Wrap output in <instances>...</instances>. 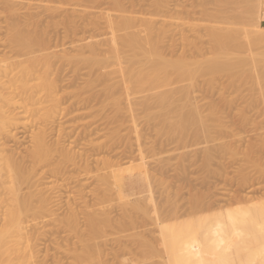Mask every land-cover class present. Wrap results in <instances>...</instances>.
Masks as SVG:
<instances>
[{"label": "rangeland", "instance_id": "374dc122", "mask_svg": "<svg viewBox=\"0 0 264 264\" xmlns=\"http://www.w3.org/2000/svg\"><path fill=\"white\" fill-rule=\"evenodd\" d=\"M115 1L122 7H118ZM155 1L157 0H0V59L4 55L12 54L10 53L12 48L9 37L12 32L18 29L17 24L32 31L44 28L43 30L47 31L45 34L49 50L61 55L84 53L90 56L89 45L95 41L100 43L98 51L102 54L107 53L110 47L108 42L111 41L109 27L104 17L107 13L116 19L122 15L133 16L135 21L133 30L138 33L140 31L143 36H145L144 26H142L143 18L156 20L154 21V25L157 27L155 30L157 32L162 30V33H158L163 34L162 38L165 40L161 50L167 58L173 56V59L185 58L187 55V59L190 57L189 60L197 58L198 61L205 59L204 61L208 62L212 58V48L206 34L208 27L215 25L214 23L220 25L222 21H224L222 24L229 21L232 24L227 23L226 25L239 27L240 24L246 26L244 23L247 22L248 27L252 28L251 30L264 29L261 25L264 0H233L234 3L232 0H163L160 8H157L160 4L157 6ZM202 2L203 4H201ZM210 3L211 6L216 7L213 9L211 6L207 7ZM203 5H206L205 8ZM226 6H231L233 9ZM224 7L230 8L229 11L242 9V14L238 10L241 15L240 19L233 21L234 14L231 13L232 18L222 16L221 21L219 15L216 16L217 14L214 15V13L215 11L219 13L223 8L224 15V11H227ZM251 9L255 11H251ZM206 10L215 17L213 18V15L207 13ZM211 10L214 11L211 12ZM208 14L209 16H207ZM240 20L243 23H239ZM258 23H260V27ZM133 30L131 31L133 32ZM250 33L253 32L250 31ZM198 35H202L201 38H198ZM183 38H186L184 39L186 41ZM190 41H193L192 44ZM259 46L258 49L263 50L264 45ZM256 48L255 46V53L257 52ZM170 59L172 58L170 57ZM202 60L200 62H204ZM0 67H6V63L0 62ZM64 68H66L64 73L67 71V76L64 74V78L69 80V86L66 87L68 91H78L80 87L81 90H84L83 96L85 97L94 93V90L85 87L87 80L92 76L95 77L86 64H79L80 72H76L79 74V76L76 74L77 77L74 66L67 65ZM109 71L111 68L97 72L108 74ZM97 72L96 74H98ZM116 75H114L116 77L114 82H119L120 75H117L118 77ZM114 76H111L112 80H114ZM183 78H174L172 86L170 85V88L176 86V91H181V94L176 93L179 94V96L176 95L179 98L178 101L183 100L178 104L181 105L185 102L184 111L181 109L185 115L184 113L180 115L187 116L186 112L189 110L187 107L191 106L190 103L193 104V108H197L200 114L207 116L202 115L204 118H209V120H205L214 130L210 129L213 131L211 135L215 141L213 139L208 141V138L206 139V136H202L201 133L200 136L197 135L199 139L194 136L195 140L190 134V136L184 137L183 133L177 139L166 135L165 132L161 136V133H158L161 129L158 125L161 122L160 119L149 118V114L156 113L157 105L150 104L147 107V105L138 104L134 111L130 109L132 103H129L133 98L130 96L131 99H127L126 102V98L123 96L125 102L122 100V106H127L126 103H129L128 109L133 110V113L127 109L117 113L113 104L105 100L107 99V96L104 95L105 87L101 83L95 88L101 100L98 102V108L92 105L94 108L79 109V113H82H78L81 119L79 123L77 122V131L74 133L78 134L77 132L98 127V134L94 131L95 133L92 134L97 135H89V137H93L92 141L91 138L86 139L87 137H78L73 134L78 137L79 142H75L77 137L73 139L75 143L71 142L70 139L74 138L72 135L71 138L66 137L65 140L70 138L68 141H64L65 143L62 141L63 144H59L61 147L65 146L67 149H71L70 151H74L73 153H77L76 155L79 157L76 158V162L74 161L77 165L71 161V164L66 166V173H59L55 163V159L59 158L57 157L59 153L55 152L54 160L38 164L35 167V173H37L36 192L38 195L43 194L50 197L51 200L46 207L40 208L35 215L28 217L25 223V232L32 241L26 251H28L27 253L31 252L32 256L27 254L26 258L28 259L25 258L23 263L15 258L9 264H168L166 244L167 237L173 232V228L179 229L178 227H183L182 225L188 222H194L198 217L206 218L220 208L219 211H233L236 208L238 210V207L242 209V206H255L254 204L258 206L263 203L264 146L261 144L264 141V97L260 95V98L255 99V96L259 97L258 91H251L248 87L238 90L234 85L228 83L225 74L213 78L209 75L199 76L197 80L194 79V85L191 84L189 78L185 77L184 80ZM175 79L177 83L174 82ZM111 81L110 83H113ZM64 83L66 85L67 81ZM187 83L188 85L190 83L189 87ZM181 84H185L189 88H184L188 90V95L187 93L185 95L184 89L182 92V88H178ZM240 92L246 93L241 95ZM182 94L183 97H190L191 94L190 99L193 101L189 103L190 100L183 98ZM135 95V98L140 96V94ZM141 95L144 96V94ZM249 95L252 97H248ZM248 98L252 100L248 101ZM135 100H131V102ZM138 100L137 98V103L140 102ZM253 100L255 101L253 102ZM136 101L133 106L137 104ZM247 101L250 103L247 104ZM250 104L252 106H249ZM66 105H69V102ZM140 105L143 107H138ZM212 105L219 109L220 112L217 113H221L217 116L221 119L219 121L223 122V128L219 127L216 122L210 121V106ZM174 108L168 115L170 118L173 114L175 117L178 112H181L176 107L177 113L176 111L174 113ZM186 108L187 110H185ZM152 109H156L155 112ZM242 111H245L246 113H244L250 117L249 125L246 124L245 127L241 124ZM59 115L55 114L57 118ZM21 120L26 123L27 128L25 129L22 125L17 130L19 143L12 142L10 150L11 153H15V156L20 155V159L29 150V145L32 144L31 140L38 131V128L32 126L33 123L29 117H22ZM57 120L60 122L62 119ZM50 126L54 125L50 124ZM54 127H52L53 130L51 127L50 129L56 132L57 129ZM72 129V126L68 128V130ZM56 133L57 135L50 134L52 142L58 140L56 139L58 132ZM186 133L189 131L184 135ZM161 137L163 140H160ZM79 138L81 139L79 140ZM196 138L197 142L200 141L197 144H195ZM213 143L221 144L222 147L226 145V150L223 151L221 146L217 145L216 148L219 151L216 152L217 149L213 147ZM204 145H208L209 148L211 145L214 148H212L214 150L212 155L220 154L215 157L211 156V158L214 157V160L210 158L208 162L205 158L208 155L205 149L208 151L209 149L208 147L204 148ZM253 146L254 148H252ZM262 146L263 148H261ZM58 148L60 147L58 146ZM227 148L229 149L227 150ZM220 150L222 151L220 152ZM97 175L102 177L99 182L95 178ZM99 185L101 198L97 193L98 197L95 194L96 191H99ZM26 191L27 189L24 190V192ZM240 199L242 201H237ZM197 201L202 202L205 208L196 214L187 213L191 212L190 209L194 208ZM234 207L236 208L233 209ZM186 210V214L182 213ZM92 215H103L104 218L108 216L111 218L109 220L116 221V224L105 226L100 232L95 231L88 226V218ZM70 220H73V223H69ZM149 245L154 246V250H157L158 253L156 254V251H153ZM147 246L156 255H153ZM8 259L7 256L1 257L0 264H7Z\"/></svg>", "mask_w": 264, "mask_h": 264}, {"label": "bare ground", "instance_id": "6f19581e", "mask_svg": "<svg viewBox=\"0 0 264 264\" xmlns=\"http://www.w3.org/2000/svg\"><path fill=\"white\" fill-rule=\"evenodd\" d=\"M159 1L160 0L155 1V4H158L157 6H159L160 4V6L157 8L161 7V2L163 3V0H161L160 2ZM115 3L118 5V7H122L119 6L120 4L116 1ZM201 4H203V2ZM211 5L212 4L210 3V5H208L207 7ZM204 6L206 5H203V8H205ZM211 7L213 9L214 6ZM226 7L224 8L227 9L228 12L224 11V15L222 11L223 8L222 10L220 9V11L218 9L219 13L215 11L214 15H219L218 17L220 19L222 18V16L228 17L232 13L234 14L232 16L233 18L231 16L230 17L233 19V21H235L236 19H240L241 15L239 12H241L242 14V9L238 8V10H240L239 12L235 9L233 11H229L230 8ZM49 9L51 10V7H49ZM213 11L211 10V12ZM251 11L255 10L251 9ZM207 13L213 15L208 11ZM226 13L230 14L227 15ZM107 14L104 17L111 34V41L108 42V45L110 43V47L108 48L107 53H100L98 51L100 43L99 41L98 43H96L95 41L91 45L88 44L91 51L90 56L85 55L84 53H79L77 55L66 53L64 55H61L55 51L49 50L50 47L45 34L47 31H44V28L39 29L38 27H35L38 29H33L32 31L28 30L27 28L24 29L22 28L23 26L21 27L19 24H17L18 29L15 32H12L9 37L12 48H10V53L12 54L4 55L0 59V62L6 63V67H0V258L6 256L9 257L7 264L11 263L15 258L23 263L25 262L24 260L27 254H29L30 257L32 256L31 252L27 253L28 251H26L27 248L31 246L32 241L27 232H25V223L27 222L28 217H30L31 215H35L37 210H39L40 208L46 207L51 200L50 197L44 196L43 194L38 195V193L36 192L37 181L35 179L37 177V173H35V167L38 166V164L48 161L50 162L52 159L54 160L56 153H59V156L57 155V157L59 158L55 159L56 168H58V172L61 174L66 173V166L71 161H73V163L77 161L76 158H78L79 156L77 157L76 152L73 153L74 151H70L71 149L69 150L65 146L61 147V145L59 144H63L62 141H68L71 136L76 133L77 122L79 123V120L81 119V116L79 114H82L79 113V111L82 108H91L92 105L94 107H97L100 98L98 97L99 93L95 88L98 87L101 83H103V87H105L104 95L107 96V99L105 100H108L111 104H113L117 113L123 109H127L129 111L130 109H133L135 111V107L138 104H142L143 106L147 105V107L148 105L150 106V104L157 105V107L159 108V110L158 108H156L158 112L156 111V113L149 114V118L157 117L158 119H160V123H162V125H160V123H157L161 127L160 131L157 132L161 133V136L164 135L163 132H165L166 135L168 134V136L172 137L173 139H177L178 136L180 138V135L183 133L184 137H187V135L190 134L193 136L192 139L195 140L194 136L198 137L197 135L200 136L201 133L202 136H206V139L208 138V141L209 139L214 140L213 135H211V132H213L214 130L211 129L210 125H208V123L206 122V120H209V118H204L207 116H204L202 113L200 114L197 108H193V104L190 103L193 101L192 99H190L191 94L190 97H184L185 99L188 98V100H190V104H186H189L192 107L188 105L189 107L187 108H189V110H187V108L185 109L188 111L186 112L188 115L182 116V113H184L183 109L186 107L185 102L184 104L179 105L178 102L182 103L183 100L178 101L179 98L176 97V95L179 96V94H181V91H176V86H174V88L176 87L175 89L173 87H171L172 89L170 88L173 79L176 77H187L191 81L188 79L185 80H188V82L190 81L191 84L194 85V79L197 80L199 76L209 75L211 76V78H213L217 77L220 74H225L228 78V83L234 85V87H236L238 90L240 88L242 89L244 87H248L251 91H258L259 97H254L253 95L255 99L260 98V95L264 97V48L262 47L263 50H260L261 48L259 46L264 45L263 28L258 29L256 28V26L254 28H256L257 30H251L252 28L248 27L249 24L246 22L244 24L248 28H250V31L253 32L250 33L248 28L242 24H240L239 27H231L229 26V24L226 25L227 23H230L229 21L226 24H222L224 21L220 19L222 21L221 23L219 22L220 25L216 23H214L215 25H210L208 27V33L206 34L209 39V43L211 44V53L213 54H211L212 58L208 60V62H205V59H201L204 62H200L201 60L199 58L198 59L200 61L196 60L197 58L194 60V58L192 57L191 60H189L190 57L187 59V55L185 58L180 57L177 59H173V56H170L172 59H170L169 56L167 58L161 50L162 43L165 42V40H163L162 38L163 34L161 35L162 30L158 31L161 33H158L157 30H155L157 29V27H155L154 25V21L156 20H154L153 18H143L142 26H144L143 31H145V36H143L142 34H140V31L139 33L134 32L133 28L135 26V21L133 16L122 15L119 18L117 17L116 19L112 15H109L110 13L108 15ZM209 14L207 16H209ZM214 15L213 18L215 17ZM209 18L211 20V17ZM241 22L243 23L242 20H240L239 23ZM35 23L37 25V22ZM236 23L238 22L236 21ZM259 24L260 23H258V25ZM163 29L166 30V28ZM131 30H133V32ZM120 32H122L123 34H120ZM198 36V38H201L202 35ZM184 39L186 38H183V40ZM190 42L192 44L193 41ZM255 46L257 47L256 53L254 52ZM258 46L260 49H258ZM258 50H260V53L258 52ZM56 62L59 63L56 64ZM80 63L86 64L87 67L91 70L92 74L95 75V77L92 76L86 82L85 87L94 90V93L87 97L83 96L84 90H81L80 87L78 91H68L66 89V87L69 86V80L64 78V74H66L67 76V71L66 73H64L66 69L64 67L67 65L74 66L76 68V75L78 74L76 72L79 71L78 66ZM106 68H111V71H109L108 74L97 72ZM96 72L98 74H96ZM116 74L120 75L119 78L121 79H119V82H114L116 79L114 75ZM112 75L114 76V80H112ZM111 80L113 81V83H110ZM64 81H67L66 85H64ZM175 81L176 79L174 80V82ZM211 84L213 85V83ZM176 85L179 86L178 84ZM85 87L82 88L84 89ZM188 87L185 84H181V86L178 88H182L181 90L183 92V89H189ZM173 89L175 90V92L173 91ZM187 89H184L185 95L186 93L187 95L189 94ZM244 93H241V95H243ZM135 94H140V96L135 98ZM141 94H144V96H142ZM123 96H125L126 102L127 99L129 100L131 99V97L133 98L131 100H137L138 98V102H140L137 103V101L135 100L137 104L133 106V103L135 101H128L129 103H132V105H130L131 108L128 109L129 103H126L127 106H122V102L124 101ZM250 96L251 95H249L248 97ZM250 98H248V101L252 100ZM248 101L247 104L250 103ZM254 101L255 100H253V102ZM68 102L69 105H66ZM95 102L97 103L96 105L93 104ZM174 104L177 109H180L178 111L181 112L177 113V109L176 107L174 108ZM183 105L185 106L184 108ZM143 106L140 105L138 107ZM249 106L252 105L250 104ZM210 107V121L216 122L219 127L222 126L223 128V122H220L219 120L221 119H219V117L217 116V114H221L217 113L219 109H217V107L213 105ZM172 108H174V113L176 111L177 115L179 114V116H177L176 114L175 115L177 117H174V114L173 116H171V118L170 116H168L170 115ZM155 110L153 112H155ZM132 111L130 112L133 113ZM244 112L242 111V115L241 113L240 115L242 117L241 124H243L245 127L246 124L250 122V117H248L245 114L246 112ZM56 113L60 114L61 116L59 115V118H57L55 116ZM26 116L30 118V121L33 123L32 126L38 128V131L34 134L33 139L31 140L32 144L29 145V150L27 149V153L20 159V155L15 156V153H11L10 150L12 148L11 143H17L19 140L17 130L22 125H24L25 129L27 128L26 123L21 120L22 117ZM60 118L62 120L64 119V121H62ZM57 119L61 121L57 122ZM50 124H53L55 127L50 126ZM71 126L73 127V129L68 130V128H71ZM50 127L52 130V127H54V129H57L56 132H58V138L56 139L58 140L55 142H52L50 140V134L57 135V133L53 132ZM97 128L91 130L89 129L90 131L86 130L89 132H86L85 130L84 132H77L78 134L74 135H77L78 137H87L86 139L91 138L92 141V136L98 134ZM210 129L213 131H210ZM94 131H96L97 134H92ZM188 131L189 133H186V135H184V133ZM89 135L92 136L89 137ZM166 135L165 137H167ZM77 136H74L72 140ZM66 137L70 138H68V140H65ZM78 137L77 139H75L76 141H72L71 139L70 141L77 142ZM48 138L51 142L48 140ZM161 138L160 140H163V138ZM80 139L81 138H79V140ZM198 139L196 138L195 144L200 142H197ZM200 139L202 140V137H200ZM211 142L212 140L210 141V143ZM51 143H54V146H57L56 148L58 150L56 148H53L54 146ZM213 144L216 145L215 143ZM95 145L96 144H94V146ZM211 145H209L210 148L208 147V145H204V148L208 147L209 149V151L205 149L206 154L210 156L209 157L207 155L205 157L207 161L211 158V156H214L212 155V151H214L212 150V148L221 146V144H217L218 146L213 145V147H211ZM261 145L264 146V141ZM58 146L61 148V150L60 148H58ZM190 146H192V144ZM263 146L261 148H263ZM16 147L19 148L20 146ZM225 147L227 146H221L220 148H222L224 151L226 150ZM252 148H254V146ZM216 149V152H218L219 149ZM228 149L229 148H227V150ZM221 151L222 150H220V152ZM219 154L220 153L215 154V156H218ZM213 158L211 159L214 160ZM247 158L249 159L248 155ZM99 176L101 175H97V177H95L96 181L98 179V182L100 181L99 179H102V177L100 178ZM25 189H27L26 192H24ZM98 190L99 191H96L95 194L97 193L99 195V198H101L99 194L100 185ZM236 197L238 196L236 195ZM237 201L242 200L240 199ZM254 205L255 206H242L245 209H243L242 207V209H240L238 207V210L236 207H234L233 209L236 208V210L233 211H231L230 209H227L230 211H219L221 209L220 208L218 210L219 212L214 211L212 212V215L210 214L206 218L198 217L194 222H188L186 224H183V227H178L179 229L173 228L175 230L172 229L173 232H171L170 236L167 237V263L264 264V201L258 206L256 204ZM202 208H205L203 207V203L197 201V203L194 205V208L190 209L191 212H187L186 210L182 213L186 214L187 212L189 214H196ZM209 210L212 211L211 209ZM104 217L103 215H92L88 218V226L93 230L100 232L103 228H105V226L112 225V223L114 224L116 222L114 220V222L112 220L111 222L109 220L111 218H108V216L106 217L107 219ZM69 223H73V220H70ZM150 247L153 248V251H156V254L158 253L157 250H154V246ZM149 251L153 253L151 249ZM155 253H153V255Z\"/></svg>", "mask_w": 264, "mask_h": 264}, {"label": "crops", "instance_id": "0c3cea01", "mask_svg": "<svg viewBox=\"0 0 264 264\" xmlns=\"http://www.w3.org/2000/svg\"><path fill=\"white\" fill-rule=\"evenodd\" d=\"M261 25L264 27V10L261 12Z\"/></svg>", "mask_w": 264, "mask_h": 264}]
</instances>
